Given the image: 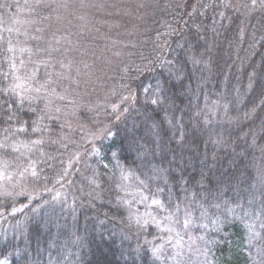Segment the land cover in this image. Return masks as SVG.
<instances>
[{
  "label": "trees",
  "instance_id": "trees-1",
  "mask_svg": "<svg viewBox=\"0 0 264 264\" xmlns=\"http://www.w3.org/2000/svg\"><path fill=\"white\" fill-rule=\"evenodd\" d=\"M49 1L0 0V261L264 264V0Z\"/></svg>",
  "mask_w": 264,
  "mask_h": 264
},
{
  "label": "snow or ice",
  "instance_id": "snow-or-ice-1",
  "mask_svg": "<svg viewBox=\"0 0 264 264\" xmlns=\"http://www.w3.org/2000/svg\"><path fill=\"white\" fill-rule=\"evenodd\" d=\"M146 91H147V89H146ZM152 103L155 104V103H157V101L156 100H152ZM152 203L155 204V205H158L160 207H163V204L157 199H153ZM189 216H190V213H189ZM153 222L158 223L157 221H153ZM217 222H219V218H217ZM147 223H148V221L145 220L144 224H147ZM190 223H191V220L190 219H186L183 222V226L185 228H187L190 225ZM169 231H172V229H169ZM158 251H159V249H153V254L155 255ZM0 264H4V261H0Z\"/></svg>",
  "mask_w": 264,
  "mask_h": 264
},
{
  "label": "rangeland",
  "instance_id": "rangeland-1",
  "mask_svg": "<svg viewBox=\"0 0 264 264\" xmlns=\"http://www.w3.org/2000/svg\"><path fill=\"white\" fill-rule=\"evenodd\" d=\"M17 1V0H16ZM38 2H44V0H37ZM45 3H52L53 4V2H51V1H49V0H45ZM95 3H97V4H99L100 3V1L99 0H95ZM101 5V4H100ZM72 6H74V5H72ZM17 22H19V21H14V23L12 24V28L15 26V24L17 23ZM184 244H181L180 245V248L182 249V248H184ZM190 250H192V245H190ZM195 248H194V250L192 251L193 252V254H194V252H195ZM197 254H195V256H196ZM194 256V257H195Z\"/></svg>",
  "mask_w": 264,
  "mask_h": 264
}]
</instances>
